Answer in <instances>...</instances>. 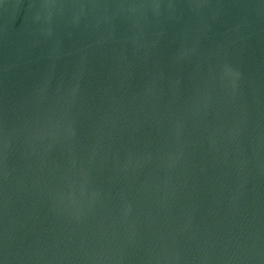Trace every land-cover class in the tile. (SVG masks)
I'll return each mask as SVG.
<instances>
[{
	"label": "water",
	"instance_id": "obj_1",
	"mask_svg": "<svg viewBox=\"0 0 264 264\" xmlns=\"http://www.w3.org/2000/svg\"><path fill=\"white\" fill-rule=\"evenodd\" d=\"M0 264H264V0H0Z\"/></svg>",
	"mask_w": 264,
	"mask_h": 264
}]
</instances>
